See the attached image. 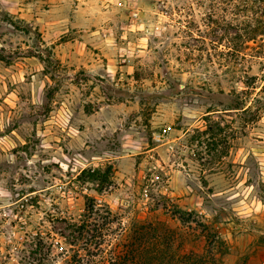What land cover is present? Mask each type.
<instances>
[{
	"label": "rangeland",
	"instance_id": "1",
	"mask_svg": "<svg viewBox=\"0 0 264 264\" xmlns=\"http://www.w3.org/2000/svg\"><path fill=\"white\" fill-rule=\"evenodd\" d=\"M137 223L264 264V0H0V264H100Z\"/></svg>",
	"mask_w": 264,
	"mask_h": 264
},
{
	"label": "trees",
	"instance_id": "2",
	"mask_svg": "<svg viewBox=\"0 0 264 264\" xmlns=\"http://www.w3.org/2000/svg\"><path fill=\"white\" fill-rule=\"evenodd\" d=\"M243 106V104L239 103L230 108L240 109L243 108ZM112 168V165H109L105 171H102L101 167H90L89 169H84L82 174L89 171L91 177L95 178V180H101V182L104 183L109 180ZM93 212L94 215L99 216V209H96ZM107 214L109 215V218L101 216V219L91 218L84 220L82 223H75L77 229V235L75 238L77 240H88L92 244L95 243V246L99 248V245L103 244V242L95 240L104 238L107 235V233H104L103 231L107 230L109 225L114 222L113 218L116 217V215L110 210L107 211ZM152 227V223L135 224L132 237L130 241L125 244L124 249L112 251L110 252V256L107 253H104L103 250L99 251L97 255L100 253H103V255L100 258L92 259V262H101L100 264H211L206 257V254H199L193 251L183 254H172L171 251L167 252L165 247L160 244V236L156 229L155 231L157 232V235L153 236ZM47 256L48 253L46 254V257ZM78 258L80 259L81 257ZM40 260V263L43 262L44 257Z\"/></svg>",
	"mask_w": 264,
	"mask_h": 264
}]
</instances>
